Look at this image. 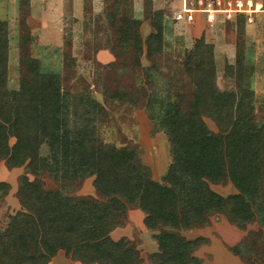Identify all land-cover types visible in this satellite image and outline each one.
Here are the masks:
<instances>
[{
	"label": "trees",
	"instance_id": "1",
	"mask_svg": "<svg viewBox=\"0 0 264 264\" xmlns=\"http://www.w3.org/2000/svg\"><path fill=\"white\" fill-rule=\"evenodd\" d=\"M146 2L149 7L151 0ZM20 5L21 12L28 14L25 10L30 0ZM84 9L91 12L92 0H86ZM105 11L111 28L122 35L118 47L111 50L131 54L134 49L139 64L142 21L134 17L133 0H107ZM69 21L66 25H74L76 20ZM246 22L245 17L239 18L240 24ZM29 42L27 37L20 42V82L19 88L12 90L8 84L9 25L0 20V161L10 169L25 167L37 176L46 172L60 188L45 190L40 183L23 178L26 180L21 183L19 198L24 210L0 229L3 264H19L27 239L40 236V245L48 255L63 250L80 264H141L129 239L114 241L111 237L125 224L129 207L144 212L146 227L159 231L154 235L159 246L152 257L154 264H201L196 252L205 238L189 240L181 232L202 228L219 214H225L239 230L255 222L264 228L263 132L262 137L257 135L262 146L260 157L255 154L259 149H245L247 160L256 156L262 162L253 167L254 177H247L254 179L236 177L238 195L224 197L211 188L228 180L223 164L234 156L228 145L240 135L243 124L262 131L261 121L242 118L243 103L249 95L242 82L245 68L241 62L236 70L228 67L230 86L219 90L214 46L202 38L184 64L195 91L185 113L172 104L163 106L159 98L151 100L150 105H160V117H151L167 136L171 154V163L160 182L152 178L136 151L103 142L96 118V109L103 108L87 94L74 95L65 87L63 76L43 72L41 61L24 50ZM161 43V36L151 34L146 38L150 57L161 52ZM123 95L122 99L128 96ZM137 103L134 99L133 104ZM206 120L217 130H212ZM11 139H15L13 145ZM259 167L263 176L256 178ZM88 178H94L97 198L69 196L73 187ZM0 191L4 192L1 185ZM252 236L254 242L248 237L233 248L234 254L257 256V243L264 246V230Z\"/></svg>",
	"mask_w": 264,
	"mask_h": 264
},
{
	"label": "rangeland",
	"instance_id": "2",
	"mask_svg": "<svg viewBox=\"0 0 264 264\" xmlns=\"http://www.w3.org/2000/svg\"><path fill=\"white\" fill-rule=\"evenodd\" d=\"M22 1L0 0V20L9 25V88H19V47L27 37L30 45L25 46L24 50L41 61L43 72L63 76L65 87L74 95L87 94L103 108L102 111L96 109L97 130L103 142L136 151L137 157L156 181L161 182L166 174L171 154L167 136L157 128V121L151 117L153 114L157 119L160 117V105H150L151 100L159 98L163 106L172 104L178 107L176 110L185 113L186 105L194 97L195 91L185 74L184 64L188 53L202 38L214 46L215 83L219 90L224 91L230 86L228 67L236 70L237 63L241 62L245 68L242 82L249 95V100L243 103L242 118L261 121L262 131L258 133L250 124H243L240 135L228 145L234 155L223 164L228 180L211 185V188L224 197L238 195L239 190L234 185L236 177H254L253 167L260 166L262 162L256 156L247 160L246 150L259 149V153L255 154L260 157L262 146L257 135L262 137L264 134V14L257 15L255 23L246 22L243 25L239 23V18L245 16L230 20L224 14H215L217 20L208 23L205 14L197 13L195 23L187 26L173 20L183 8V0L164 1L165 5L170 6L165 13L154 12L150 3L146 10V23L142 22L138 32L143 45L138 64L134 49L130 50L131 54L129 51L122 53L120 49L111 50L118 47L122 35L111 28L106 11L102 10L101 0L95 3L96 7L90 13L84 12V15L80 6L77 7L76 0L73 15L68 0H30V6L25 10L29 13L25 15L21 12ZM192 1L196 8H200L197 4L199 0ZM254 1L264 4V0ZM64 10L67 19L72 22L75 15L79 19L77 23L66 25L63 22ZM119 26L123 27V24ZM151 34L162 37V49L150 57L145 39ZM104 51L105 56L102 55ZM123 94L128 96L122 99ZM115 95L120 96L115 99ZM134 99L138 102L136 105L133 104ZM206 122L212 130H217L210 120ZM247 141L254 144L249 145ZM14 143L15 139H11L10 144ZM258 169L256 178L263 176L262 169ZM25 177L27 182L40 183L45 190L60 188L46 172L37 176L27 172L25 167L10 169L5 161H0V185L4 189V192L0 191V229L9 225L24 210L19 192ZM69 196L97 198L94 178L73 187ZM145 218L146 214L140 209L129 207L125 224L113 231L111 237L114 241L129 239L130 247H134L142 260L141 264H154L152 257L159 252L154 235L159 231L147 228ZM263 230L257 222L248 225L245 230H239L225 214H219L211 217L208 225L182 231L181 234L189 240L205 238L206 241L196 252V256L202 260L201 264H264V246L261 243L256 246L257 256L247 252L242 257L233 252V248L248 237L254 242L252 235ZM42 240L43 236L27 239L19 264H80L67 257L63 250L48 255L40 245ZM3 263L0 259V264Z\"/></svg>",
	"mask_w": 264,
	"mask_h": 264
},
{
	"label": "built area",
	"instance_id": "3",
	"mask_svg": "<svg viewBox=\"0 0 264 264\" xmlns=\"http://www.w3.org/2000/svg\"><path fill=\"white\" fill-rule=\"evenodd\" d=\"M194 3L192 0H183V8L175 14L173 20L191 26L195 23L197 13L205 14L208 23L217 20L215 14H224L230 20L245 16L247 23L253 24L257 15L264 14V5L254 0H199L197 4L200 8H196Z\"/></svg>",
	"mask_w": 264,
	"mask_h": 264
},
{
	"label": "crops",
	"instance_id": "4",
	"mask_svg": "<svg viewBox=\"0 0 264 264\" xmlns=\"http://www.w3.org/2000/svg\"><path fill=\"white\" fill-rule=\"evenodd\" d=\"M66 1V0H65ZM102 1V2H101ZM92 0V9L93 7L95 8L96 5L95 3H100L101 2V5L104 9V4H105V1L107 0ZM147 0H133V7H134V17L138 20H141L143 23H146L144 22L145 19H146V10L148 8L147 6ZM164 1L166 0H151V3H152V8L154 10V12L156 13H159V12H166L168 10V8H170L169 5H165ZM61 2H63V0H61ZM68 4H70L69 6L72 8V15L74 14V5H75V2L74 0H68ZM85 2L86 0H81V2H77L76 0V5L77 7H79L81 10H82V13L83 15L85 14V9H84V6H85ZM255 2V1H254ZM255 3H259V2H255ZM261 3V2H260ZM66 4V3H65ZM263 4V3H262ZM67 5V4H66ZM264 5V4H263ZM98 7V6H97ZM102 9V10H103ZM79 10V9H78ZM65 12V10H64ZM165 15V14H164ZM65 16V17H64ZM168 16V15H165V17ZM83 17V16H82ZM73 19L74 20H79L77 17H75V15L73 16ZM63 22L66 23V20H67V17H66V12H65V15H63ZM147 21V20H146ZM77 23V22H76ZM146 40V39H145ZM102 55H106L105 51L102 53ZM103 56V57H104Z\"/></svg>",
	"mask_w": 264,
	"mask_h": 264
}]
</instances>
